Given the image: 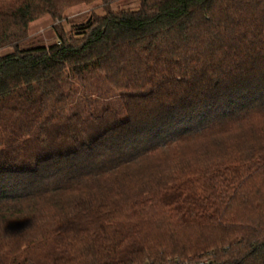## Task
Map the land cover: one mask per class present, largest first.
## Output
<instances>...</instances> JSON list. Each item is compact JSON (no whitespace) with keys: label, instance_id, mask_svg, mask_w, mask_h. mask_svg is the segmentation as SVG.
<instances>
[{"label":"trees","instance_id":"1","mask_svg":"<svg viewBox=\"0 0 264 264\" xmlns=\"http://www.w3.org/2000/svg\"><path fill=\"white\" fill-rule=\"evenodd\" d=\"M115 4L0 0V264H264V0Z\"/></svg>","mask_w":264,"mask_h":264},{"label":"rangeland","instance_id":"2","mask_svg":"<svg viewBox=\"0 0 264 264\" xmlns=\"http://www.w3.org/2000/svg\"><path fill=\"white\" fill-rule=\"evenodd\" d=\"M140 0H115V5L121 7H132L136 8L139 5ZM94 8H98L97 6ZM91 8L86 5H76L68 10L67 15L64 19L58 21H52L50 17H42L30 26L29 38L32 41H43L50 42L53 40L54 31L53 26L56 24L62 25L65 31H68L71 25L81 20H84L90 14ZM97 11H100L97 9Z\"/></svg>","mask_w":264,"mask_h":264}]
</instances>
